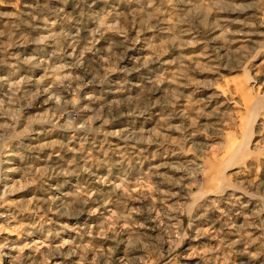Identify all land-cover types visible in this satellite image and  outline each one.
Instances as JSON below:
<instances>
[{
    "label": "rangeland",
    "instance_id": "374dc122",
    "mask_svg": "<svg viewBox=\"0 0 264 264\" xmlns=\"http://www.w3.org/2000/svg\"><path fill=\"white\" fill-rule=\"evenodd\" d=\"M0 264H264V0H0Z\"/></svg>",
    "mask_w": 264,
    "mask_h": 264
},
{
    "label": "bare ground",
    "instance_id": "6f19581e",
    "mask_svg": "<svg viewBox=\"0 0 264 264\" xmlns=\"http://www.w3.org/2000/svg\"><path fill=\"white\" fill-rule=\"evenodd\" d=\"M255 104H256V103H255ZM253 107H254V106H253ZM249 114H250V113H249ZM242 124H244V123H242ZM242 127H243V126H242ZM244 128H245V127H243V130H244ZM233 141H234V140H233ZM235 141H236V140H235ZM235 141H234V142H235ZM235 144H236V143H235ZM235 144H234V145H235ZM229 145H230V144H229ZM238 147H241V146H238ZM230 148H231V146H230ZM229 151H230V150H229ZM238 151H240V150H238ZM228 154H229V153H228ZM240 154H241V153H240ZM239 156H240V155H239ZM228 159H229V158H228ZM217 179H218V178H217Z\"/></svg>",
    "mask_w": 264,
    "mask_h": 264
}]
</instances>
